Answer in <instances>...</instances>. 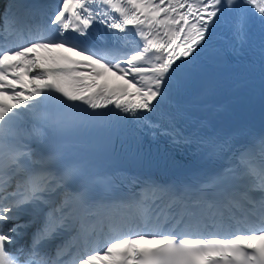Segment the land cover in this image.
<instances>
[{"label": "snow or ice", "instance_id": "1", "mask_svg": "<svg viewBox=\"0 0 264 264\" xmlns=\"http://www.w3.org/2000/svg\"><path fill=\"white\" fill-rule=\"evenodd\" d=\"M257 37L264 84V0H8L0 264H264V133L208 135L181 101L205 53ZM121 121L222 163L162 180L73 159L74 138Z\"/></svg>", "mask_w": 264, "mask_h": 264}]
</instances>
